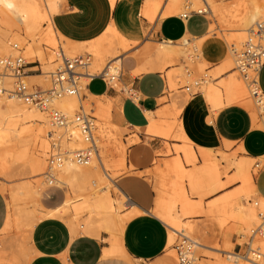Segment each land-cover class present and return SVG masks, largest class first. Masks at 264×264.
Returning <instances> with one entry per match:
<instances>
[{"label": "bare ground", "instance_id": "6f19581e", "mask_svg": "<svg viewBox=\"0 0 264 264\" xmlns=\"http://www.w3.org/2000/svg\"><path fill=\"white\" fill-rule=\"evenodd\" d=\"M57 1L0 0V26L4 28L0 33V173L17 168L39 176L35 183L21 181L15 191L8 193V213L1 230L16 226L27 236L39 219L57 217L63 219L75 232L99 236L100 232L106 231L110 246L105 249V255L123 254L119 246V234L124 224L142 213L143 209L136 206L119 185L113 182V176L102 158V151L97 147L99 136L95 134L96 141L92 146L85 141L75 121V113L87 105L82 104L83 100L80 101L79 96H62L51 101V105L66 117L64 124L55 122L49 111L24 103L14 93V79L3 71L1 60L18 53L27 63L38 60L42 65L41 73L28 77L38 78L42 88L46 89L48 74L54 66L55 51L61 45L56 49L54 47L57 38L62 37L67 42L64 48L61 46L66 54L72 56L81 51L87 52L89 75H117L119 70H129L132 76H136L143 72L163 70L165 88L170 93L176 88L178 77L185 74L189 81L201 74L202 66L207 63L201 60V38L191 41V36L185 34L178 46L168 40H161L158 46L148 43L143 48L149 54L147 59L134 66L128 59L132 57L130 52L134 43L123 38L113 26H108L102 35L87 42L71 41L61 35L51 19L57 11ZM109 1L114 3L115 0ZM181 9L187 11L183 12L185 14L205 11L213 17L230 20L237 26V32L225 33V40L229 44L225 58L214 66V70L205 72V79L199 82L192 79V84L198 86L191 96L168 94L166 97H170V107L147 113L146 133L163 138L171 135L176 116L183 114V130L176 136L184 141L183 144L175 143L176 154L170 159L157 162L161 196L150 212L168 227L167 247L172 244L174 235L187 239L190 243L188 257L192 264L198 261L194 247H203V244L191 236L190 227H181V215L218 214L234 220L237 232L242 236H246L251 226L257 223L250 230L245 254L237 253L232 248H212L216 253L224 255V258H217L209 264H264V197L254 187L251 168V160L254 158L245 156L231 162L234 174L227 183L234 180L242 183L234 192L211 202L204 210L200 200L189 198V192L202 196L225 184L220 182L221 172L212 159L215 139L210 132L206 103L213 112L229 105L247 108L254 125L264 127V95L259 89L254 91L253 86H250L249 72L247 75L240 72V76L230 73L222 77L233 61L236 63L237 55L246 45L264 39V1L237 0L231 7H227L221 0H144L141 13L151 22L156 17L176 15ZM14 28L24 34H13L9 38L6 31ZM11 40L15 41L11 44ZM45 49L53 53L54 58ZM192 53L198 59L197 62L192 60ZM238 70L241 71L239 67ZM218 77L221 79L214 82ZM84 90L87 95L97 99L95 131L97 126L100 129L103 126L104 129L110 122L111 101L106 94L97 96ZM134 137L132 143L138 140L137 135ZM239 150L243 151L242 147ZM78 152L88 153L89 156L83 161L78 160ZM105 153L108 154L109 149L103 145V156ZM197 158L202 159L203 164L193 168L185 167V162L190 165ZM262 161L264 156L258 158L257 166ZM110 184L119 192L116 197L109 194ZM0 189L6 190L1 180ZM54 190L61 191L64 198L60 203L44 206L40 198L49 197ZM17 197L27 200V203L20 206L16 203ZM252 197L256 199L250 203ZM123 199L129 202L130 208L120 212ZM21 256V260L0 257V264H25L28 258L24 252Z\"/></svg>", "mask_w": 264, "mask_h": 264}, {"label": "crops", "instance_id": "0c3cea01", "mask_svg": "<svg viewBox=\"0 0 264 264\" xmlns=\"http://www.w3.org/2000/svg\"><path fill=\"white\" fill-rule=\"evenodd\" d=\"M144 0H59L57 11L52 16L55 29L64 37L75 42L92 41L102 35L108 26L126 40L141 44L130 53L131 64L137 66L144 62L148 53L144 43L155 40L179 41L185 34L201 38V60L208 64H219L227 54V44L215 36H207L209 21L201 12H191L186 17L169 15L156 17L149 22L142 15ZM214 68V67H213ZM104 84L100 78L89 80L87 90L92 95L106 94L113 100L112 121L125 128L129 135H137L138 140L127 150L126 166L133 172L151 169L161 148V137L146 133L148 112L161 108L160 99L165 90V78L160 71L143 72L132 76L127 70L119 77L125 88L118 91L104 84V89L93 93L88 88L95 80ZM256 83L264 95V62L256 73ZM131 89L136 98L128 96ZM210 117V132L217 146L231 145L232 149L242 147L247 157L258 159L264 156V129L254 125L246 109L229 105L213 112L205 104ZM183 114H181V119ZM204 132V129H201ZM131 133V134H130ZM258 194L264 197V176L261 178ZM122 190L143 212L130 218L119 234V246L123 254L105 255L110 244L106 231L99 236L71 230L70 226L57 217H43L29 233L25 264H172L165 255L168 241L166 224L147 209L151 198L146 191L145 182L135 176L122 177ZM42 203V202H41ZM48 206V205H44ZM8 213L7 193L0 189V231Z\"/></svg>", "mask_w": 264, "mask_h": 264}, {"label": "rangeland", "instance_id": "374dc122", "mask_svg": "<svg viewBox=\"0 0 264 264\" xmlns=\"http://www.w3.org/2000/svg\"><path fill=\"white\" fill-rule=\"evenodd\" d=\"M223 4H225L227 7H231L237 0H221ZM264 1V0H263ZM183 12H187L184 9H181L177 15H182ZM206 19L209 21V31L207 33V36H215L220 39H222L227 44V52L229 44L225 40V33H236L237 32V26L233 25L231 21L229 20H223L219 19L217 17H213L210 12H202ZM229 17V16H227ZM1 19V17H0ZM1 29H4L0 26V33L3 32ZM8 32V37H12L13 34H24L21 32V30L12 29V31H6ZM191 41H195L197 38L191 37ZM57 43L55 44L54 49L57 48L58 45H61L64 48V44L67 42L62 38H57ZM15 40H11V44ZM161 40H155L153 45L158 46L160 44ZM257 43L262 45L264 47V39L258 40ZM145 45L148 43H144ZM175 46L180 45V41L173 42ZM132 50L135 48H139L142 45L136 44L132 45ZM179 48V47H175ZM131 50V51H132ZM45 52L51 55L52 58H54L53 53L45 49ZM86 51H81L76 54H85ZM191 58L193 61L197 62L198 59L195 58L194 54H191ZM215 65L205 63L202 66L201 74L192 77L189 81H187V77L182 76L178 77L176 80V88L172 92L166 91V88L164 90V93L161 97V108L164 107H170L171 106V100L170 97L167 98L166 95L169 94V96H175V95H187L191 96V93L193 91L197 90L198 85L192 84V79H197L199 82L202 79H205L206 76L204 75L205 72H209L210 70H214ZM31 68H27L26 71H33L40 69L42 71V65H37L33 63ZM40 67V68H39ZM54 68V66H52ZM52 68V69H53ZM164 76V71H160ZM182 72H185V70L182 69ZM125 73V72H123ZM235 74L240 76V71L236 67V63L233 61L231 67L226 71L222 77H224L227 74ZM249 74L251 77L254 76V73L249 71ZM209 77V76H208ZM221 77H218L214 79V82L220 80ZM24 80L30 84V85H36L39 88H42L40 85L38 78L33 77H26ZM87 81V80H86ZM49 83V82H48ZM47 86L48 87V84ZM166 84V81H165ZM114 90L118 91L120 89L125 88L124 85L121 83L119 79L112 81L110 84ZM109 86V85H108ZM91 92L93 93H99L104 89V84H102L101 81L98 79H95L88 87ZM188 88V89H187ZM182 90V91H180ZM126 94L130 96L128 92V88L126 89ZM83 95L86 96V99L81 101V98ZM79 98L82 104H85L87 106L83 107L85 110H92V114L96 115V109L95 105L97 103V99L94 97H91L87 95L86 91L82 89L79 92ZM109 100L112 104V109L114 107L113 100L108 96ZM25 103V102H24ZM111 109V111H112ZM246 111L250 113V110L247 108ZM76 111H79L76 110ZM251 115V114H250ZM170 119V117L168 118ZM172 120V119H171ZM174 120V119H173ZM97 124V123H96ZM261 129H264V127H261ZM183 130L182 125V119L181 114H178L176 116V119L174 120L173 127L171 129V135L167 138L161 137V148L157 149V158L155 160V163L151 169H148L144 172H133V169L131 167L126 166V154L128 147L132 144L133 137L135 135H129L128 131L125 128H121L117 126L113 121L112 118H110V122L106 125V127L103 129H100L99 126H97V129L95 131V134H97L99 137V141L97 143V147L99 151H102V158L105 162V165L107 166V170L112 174L113 176V182L116 185H119L121 188V180L122 177L135 175L139 178H141L145 184H146V191L150 195L151 198V204L148 205L147 209L150 210L154 207L156 200L161 196V191L159 187V174L157 171V162H163L164 160L170 159L175 152V143L183 144L184 141L177 137L176 135ZM131 134V133H130ZM135 138V137H134ZM136 140V139H135ZM103 145H106V148L109 149V153H105L103 156ZM231 145H224L223 147L217 146L213 148L212 152V159L216 162V164L219 167L220 170V182L225 183L222 187L215 189L213 191L208 192L206 195H198L194 193L189 192V198L191 199H197L200 200L203 206V210L206 209L208 205H210L211 202H214L215 200L234 192L238 188L241 187L242 183L238 182L236 180L230 181L227 183L230 177L234 174V169L232 168L231 162L234 160H238L240 158H244L245 154L243 151L237 149H232ZM258 159L251 160V168L253 173V183L254 187L258 193L259 183L258 181L261 180L264 176V161L261 162L259 166H257ZM203 164L202 159L199 158L195 159L194 163L188 165V163L185 162V167L187 168H193L197 165ZM39 176H33L28 171H20L19 169L15 168L12 170H4L2 173H0V180L4 182L6 186V190L4 192L8 193L12 190L15 191V187L20 184L21 181L26 180L32 183H35L38 180ZM186 186V184H185ZM122 189V188H121ZM206 192V190H203ZM111 196L116 197L119 192L116 190V188L113 186V184H110V192ZM64 198V194L59 190H54L50 193L49 197H41L40 201L44 205H52L55 203H60L62 199ZM256 197H252L249 199L250 203H253V200H255ZM16 203L20 206H24L27 203V200H23L22 198L17 197ZM29 204V203H28ZM130 208V204L128 201L123 199V202L120 205L119 211L125 212ZM177 212V208L175 209ZM151 213V212H150ZM180 222L182 224L183 229H187L190 227V234L192 237L196 238L201 244H203V247H194V255L198 258L196 261V264H209L217 258H224V255L221 253H216L212 250V248H232L233 251L245 254L247 251V240L250 236V230L253 229L255 225L251 226V229L247 231L246 236H242L237 232L236 224L234 220L223 218L222 216L218 214H206V213H199L194 215H181L180 216ZM168 228V227H167ZM25 233L21 228H18L16 226H12L6 230L0 231V257L5 258L7 260L11 259H17L21 260L23 257L21 256V253L24 252L26 254V249L28 248V236L24 235ZM258 236V235H257ZM183 237H177V235H174V239L172 241V244L168 246L165 250V255L167 258L171 261L173 264H178V256H177V247L176 245L179 244L182 241Z\"/></svg>", "mask_w": 264, "mask_h": 264}, {"label": "built area", "instance_id": "2783aa9c", "mask_svg": "<svg viewBox=\"0 0 264 264\" xmlns=\"http://www.w3.org/2000/svg\"><path fill=\"white\" fill-rule=\"evenodd\" d=\"M202 13V12H201ZM188 14L183 13L181 17H186ZM262 40V39H259ZM89 56L88 54L68 55L64 52L60 46L55 51L54 68L48 74L49 85L46 89L39 88L36 85L28 84L24 78L29 75H38L41 73L40 69L33 71H26L31 68L30 66L35 63L40 65L38 60L32 63H27L24 58L18 54L10 56L1 60V66L5 73L13 77L15 82L14 93L18 95L26 104L34 105L42 110H47L50 113V117L59 124H64L66 121L65 115L55 109L51 104V101L60 98L62 96H78L82 89H87L89 80L93 78H100L104 84L109 85L112 80L119 79L124 73L119 70L117 75L98 73L89 75L87 71ZM264 62V47L259 43L248 44L237 55V68L241 69V73L246 74L250 71L254 73L251 77L250 86H253V90L257 91L256 73L262 63ZM40 68V67H39ZM88 80V81H86ZM188 89V88H187ZM128 92L130 97L136 98L135 93L129 88ZM258 93V92H257ZM86 96L83 95L81 100H85ZM95 116L92 114V110H85L79 108V111L75 113V121L79 124L83 133L85 141L88 145L95 144ZM89 156L88 153L78 152V160L83 161ZM178 264H192L191 259L188 257V251L190 250V243L187 239L182 238V241L176 245Z\"/></svg>", "mask_w": 264, "mask_h": 264}]
</instances>
